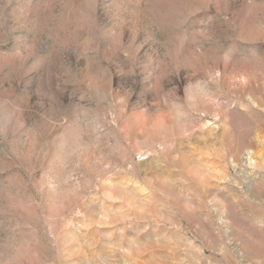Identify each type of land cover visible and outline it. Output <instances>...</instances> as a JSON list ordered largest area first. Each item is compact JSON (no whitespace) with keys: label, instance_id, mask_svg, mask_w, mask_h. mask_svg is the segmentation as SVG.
I'll return each mask as SVG.
<instances>
[{"label":"rangeland","instance_id":"obj_1","mask_svg":"<svg viewBox=\"0 0 264 264\" xmlns=\"http://www.w3.org/2000/svg\"><path fill=\"white\" fill-rule=\"evenodd\" d=\"M0 264H264V0H0Z\"/></svg>","mask_w":264,"mask_h":264},{"label":"clouds","instance_id":"obj_2","mask_svg":"<svg viewBox=\"0 0 264 264\" xmlns=\"http://www.w3.org/2000/svg\"><path fill=\"white\" fill-rule=\"evenodd\" d=\"M53 190H54V188H53Z\"/></svg>","mask_w":264,"mask_h":264}]
</instances>
